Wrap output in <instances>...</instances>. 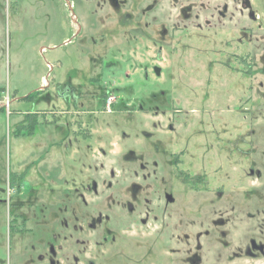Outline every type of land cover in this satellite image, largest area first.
<instances>
[{"label": "rangeland", "instance_id": "1", "mask_svg": "<svg viewBox=\"0 0 264 264\" xmlns=\"http://www.w3.org/2000/svg\"><path fill=\"white\" fill-rule=\"evenodd\" d=\"M0 88V264H264V0H0Z\"/></svg>", "mask_w": 264, "mask_h": 264}, {"label": "built area", "instance_id": "2", "mask_svg": "<svg viewBox=\"0 0 264 264\" xmlns=\"http://www.w3.org/2000/svg\"><path fill=\"white\" fill-rule=\"evenodd\" d=\"M110 100L111 99H108L107 100V108H108V106H109V104H110ZM9 104H10V100L8 99V97L5 99V101H3L2 102V106H4L6 109H7V111L9 110L8 108H9ZM0 105H1V102H0Z\"/></svg>", "mask_w": 264, "mask_h": 264}, {"label": "flooded vegetation", "instance_id": "3", "mask_svg": "<svg viewBox=\"0 0 264 264\" xmlns=\"http://www.w3.org/2000/svg\"><path fill=\"white\" fill-rule=\"evenodd\" d=\"M113 103H112V98H111V100H110V104H109V106H108V111H110V106L112 105ZM103 106L105 107V109H106V107H107V100H105V103L103 104Z\"/></svg>", "mask_w": 264, "mask_h": 264}, {"label": "trees", "instance_id": "4", "mask_svg": "<svg viewBox=\"0 0 264 264\" xmlns=\"http://www.w3.org/2000/svg\"><path fill=\"white\" fill-rule=\"evenodd\" d=\"M3 90L2 88H0V91ZM33 93L28 94L25 98H30L32 96Z\"/></svg>", "mask_w": 264, "mask_h": 264}, {"label": "water", "instance_id": "5", "mask_svg": "<svg viewBox=\"0 0 264 264\" xmlns=\"http://www.w3.org/2000/svg\"><path fill=\"white\" fill-rule=\"evenodd\" d=\"M68 5H69V3H68ZM69 7H70V5H69Z\"/></svg>", "mask_w": 264, "mask_h": 264}]
</instances>
